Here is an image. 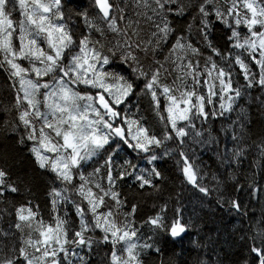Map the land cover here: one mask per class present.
<instances>
[{"label": "snow or ice", "instance_id": "obj_1", "mask_svg": "<svg viewBox=\"0 0 264 264\" xmlns=\"http://www.w3.org/2000/svg\"><path fill=\"white\" fill-rule=\"evenodd\" d=\"M0 74V264H264V0H0Z\"/></svg>", "mask_w": 264, "mask_h": 264}, {"label": "trees", "instance_id": "obj_2", "mask_svg": "<svg viewBox=\"0 0 264 264\" xmlns=\"http://www.w3.org/2000/svg\"><path fill=\"white\" fill-rule=\"evenodd\" d=\"M4 85V81L0 80V86ZM207 154L205 156L206 159H208ZM209 164L212 163L211 160H208ZM247 198L245 197V200ZM255 210L256 214L259 215L260 212V206L255 203V201L252 202V207L249 209V211ZM191 211V208H189V212ZM237 219L234 217H229L226 214L217 212L214 216L206 219V226L203 227V229L199 232L194 231L192 234V239H196L200 236H205V234L211 232L213 237L215 238L217 235V232L215 230L219 231V238L221 240V244L224 248V251L221 253L222 257H224L226 260H230L234 258V249H230L228 245L223 244V240L228 237L229 233L231 232L232 225L237 223ZM183 247L185 249V254L181 258L182 260H188L190 259V253L192 256L195 255L194 252L191 251V247L188 244L187 239L183 242L182 245L178 244L176 245V250L179 251V249ZM219 251V248L217 249Z\"/></svg>", "mask_w": 264, "mask_h": 264}, {"label": "rangeland", "instance_id": "obj_3", "mask_svg": "<svg viewBox=\"0 0 264 264\" xmlns=\"http://www.w3.org/2000/svg\"><path fill=\"white\" fill-rule=\"evenodd\" d=\"M0 80H2V81L5 80V75L4 74H0Z\"/></svg>", "mask_w": 264, "mask_h": 264}]
</instances>
